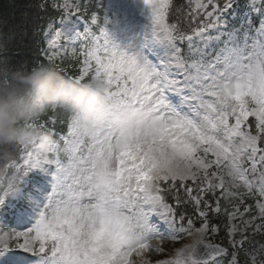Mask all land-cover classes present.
I'll list each match as a JSON object with an SVG mask.
<instances>
[{
  "label": "snow or ice",
  "instance_id": "6c2138e0",
  "mask_svg": "<svg viewBox=\"0 0 264 264\" xmlns=\"http://www.w3.org/2000/svg\"><path fill=\"white\" fill-rule=\"evenodd\" d=\"M51 7L60 27L47 26L42 55L59 72L78 64L66 79H102L113 118L89 132L67 116L60 132L54 107L51 127L29 123L44 137L10 146L0 264H152L146 253L193 232L196 247L155 264H264L249 237L264 234V0ZM129 109L150 113L148 128L118 129ZM221 200L229 247L212 242Z\"/></svg>",
  "mask_w": 264,
  "mask_h": 264
},
{
  "label": "clouds",
  "instance_id": "9594fccd",
  "mask_svg": "<svg viewBox=\"0 0 264 264\" xmlns=\"http://www.w3.org/2000/svg\"><path fill=\"white\" fill-rule=\"evenodd\" d=\"M102 79L87 83L66 79L54 67L41 65L30 72L13 71L7 63L0 64V162L14 159L10 146H30L46 134L35 122L54 107L76 119L86 131L101 128L112 119V105ZM152 116L139 109H129L115 117L118 129L135 134L148 128ZM203 239L193 232L176 249L193 248Z\"/></svg>",
  "mask_w": 264,
  "mask_h": 264
},
{
  "label": "trees",
  "instance_id": "16d2710c",
  "mask_svg": "<svg viewBox=\"0 0 264 264\" xmlns=\"http://www.w3.org/2000/svg\"><path fill=\"white\" fill-rule=\"evenodd\" d=\"M178 3L182 6L188 4L185 0H178ZM51 5V0H0V64L7 63L13 71L22 72L49 65L41 53L45 47L43 34L47 25L60 15ZM50 114L53 113L49 111L45 117ZM56 119L57 124L62 121L61 125L65 128L67 115L57 113ZM56 130L62 129L57 126ZM4 173V163L0 162V177ZM188 214H192L191 208ZM212 215L213 223L223 231L226 227L225 215ZM261 240H264V236H261Z\"/></svg>",
  "mask_w": 264,
  "mask_h": 264
},
{
  "label": "rangeland",
  "instance_id": "374dc122",
  "mask_svg": "<svg viewBox=\"0 0 264 264\" xmlns=\"http://www.w3.org/2000/svg\"><path fill=\"white\" fill-rule=\"evenodd\" d=\"M59 2H63V0H59ZM191 2L192 3H195L196 0H191ZM52 3H53V0H52ZM51 24H53V26L55 28H59L60 27L59 19L56 20V21L51 22ZM44 40H45V43H46L45 35H44ZM61 68L66 69V71L60 72L61 74H63V76H67V75H78L79 74V65L78 64H75L74 62H71V61L66 60L61 65ZM57 71H59V70H57ZM39 121H41V122H49V126L50 127L52 126L51 123H50V119L46 120L45 118H43L41 116V118L39 119ZM41 130L44 132L43 129H41ZM2 183H3V188H5L6 187V184L4 183L3 180H2ZM3 190H2V192H3ZM13 195H15V193H10L9 199H11V197ZM225 207H229V209H230L231 206L227 203V201L221 200V209L222 210H221L220 214H223V215L225 214L224 211H223V209ZM220 214H218V216H222ZM226 223L227 224L229 223L227 216H226ZM232 223H238V222L237 221H233ZM261 236H264V234L252 235L251 230H249V237L252 240V242H253L254 245H257L258 246L259 244H264V240H261ZM186 240H187V238L185 240L180 241V242H167L166 241L165 244L163 245L164 248L166 249V254L165 255L161 256V255H157V254H154V253H152V254H147L146 253L145 254V258L146 259H149L153 264H155V261L156 260H158V259H165V258H168L171 255H173L175 249L181 247L183 245V243L186 242ZM212 242L213 243H221L223 246L229 247V239H228L227 231L222 233L221 230H220V228H219L218 234H214L212 236Z\"/></svg>",
  "mask_w": 264,
  "mask_h": 264
}]
</instances>
